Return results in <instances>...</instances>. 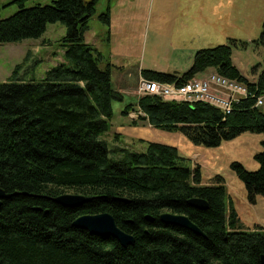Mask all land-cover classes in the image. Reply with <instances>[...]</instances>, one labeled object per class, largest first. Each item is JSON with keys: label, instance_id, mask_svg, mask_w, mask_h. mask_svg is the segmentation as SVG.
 Returning <instances> with one entry per match:
<instances>
[{"label": "trees", "instance_id": "obj_1", "mask_svg": "<svg viewBox=\"0 0 264 264\" xmlns=\"http://www.w3.org/2000/svg\"><path fill=\"white\" fill-rule=\"evenodd\" d=\"M24 1L12 0L18 9L0 19V43L37 39L48 23L61 22L63 60L39 79H20L14 69L0 82V188L12 194L0 204V264H262L264 228L244 227L228 199L224 176L202 182L201 167L188 165L173 145L147 141L135 151L117 144L109 148L102 138L113 115L112 101L123 95L113 87L114 65L85 40L97 0L29 7ZM109 7L97 15L107 26ZM257 41L264 44V21ZM233 43L195 50L182 73L140 70L142 77L163 83L181 84L212 68L236 79L249 94L229 114L202 101H165L154 95L138 96L121 113L141 111L139 120L180 132L204 147L244 132L264 133V110L255 106L264 93V69L255 80L244 76L232 62ZM261 144L254 154L256 170L239 161L229 164L250 204L264 195V140ZM64 192L89 200L65 207L53 200ZM195 197L205 200L206 208L188 203ZM105 211L134 237L133 244L122 246L111 236L73 225L79 215ZM164 212L186 215L202 234L162 222Z\"/></svg>", "mask_w": 264, "mask_h": 264}, {"label": "rangeland", "instance_id": "obj_2", "mask_svg": "<svg viewBox=\"0 0 264 264\" xmlns=\"http://www.w3.org/2000/svg\"><path fill=\"white\" fill-rule=\"evenodd\" d=\"M12 0H0V19L13 14L17 9L15 3H10ZM53 0H25L24 6L29 7L36 3L49 4ZM109 1V2H108ZM112 0H97L95 5V13L88 21V30L85 32L87 42L102 44L107 51L110 43L118 39L119 36L113 35L109 40L108 26L101 22L97 15L105 11L107 3ZM114 1V0H113ZM235 6L232 7L233 14L231 17V27L228 30V35H216V38L204 37L196 39L192 48L184 49H163L161 52H153L151 45V34L148 38L142 37L141 48L135 49V53L129 57L126 64L127 71L123 73L127 81L131 83V88L137 90L140 81L139 66L143 69H150L164 72H184L192 62V55L198 48H205L217 44L231 43L232 53L231 59L233 64L239 71L249 80H255L258 73L264 69V44L259 43L258 37L262 31V23L264 21V0H238ZM201 1H199L200 3ZM143 4V3H142ZM146 21L142 26L145 28L144 34L149 30V19L151 20V28H157L159 25V8L163 4V0H146ZM241 10V19L239 20V11ZM238 14V15H237ZM151 17V18H150ZM127 27V24H124ZM142 27L135 24L131 29L134 33L133 41L140 42ZM93 32L94 36L93 37ZM65 26L61 22L48 23L45 32L37 39L26 38L18 42L0 43V82L5 81L16 69L17 77L23 80L31 78L39 79L44 71L49 67L62 61V49L58 46V40L64 35ZM143 34V36H144ZM245 45L242 46V42ZM16 66H18L16 68ZM208 71L196 74L197 77ZM116 72H113V78ZM139 96V95H138ZM141 96V95H140ZM134 97L129 94H124L122 100L112 101L113 115L109 119L108 131L102 138L108 143L111 148L116 143L124 146L122 140L119 139V134L116 137L117 130L129 124H136L137 121H142L130 114L123 115L121 110L127 103H133ZM264 110V105L261 106ZM131 112V111H130ZM133 112H137L136 110ZM134 121V122H133ZM158 137L166 141L165 144L176 146L180 155L186 157L188 165L193 163L198 164L202 171V182L206 183L215 174H221L225 178L226 190L234 189L235 194L239 189L244 192L243 183L235 176L230 169L231 161H239L248 170H256L259 166L258 161L254 158V154L262 149L261 142L264 140V133L244 132L230 140L222 141L217 147H204L194 145L180 132H169L159 128H155ZM175 134V135H174ZM128 137V136H126ZM118 138V142L117 141ZM129 139V138H128ZM147 140L130 138L126 143L131 150L139 151L138 149L146 146ZM126 147V146H125ZM142 151V150H141ZM109 157L117 158L109 153ZM228 187V188H227ZM238 189V191H237ZM229 190V191H231ZM237 196V195H236Z\"/></svg>", "mask_w": 264, "mask_h": 264}, {"label": "crops", "instance_id": "obj_3", "mask_svg": "<svg viewBox=\"0 0 264 264\" xmlns=\"http://www.w3.org/2000/svg\"><path fill=\"white\" fill-rule=\"evenodd\" d=\"M145 1L112 0L109 3L110 22L108 25V39L110 40L111 36L116 35L121 37V42L118 39L113 40L107 51L103 48L102 44L89 42L108 57L109 61L114 65L112 69V83L115 90L119 91L122 95L129 94V96L134 97L133 103L136 102L138 97L137 90L130 87L132 84L127 81L123 73L127 71L126 64L130 62L129 57L135 53V49L138 48L139 50L141 48L142 37L148 38V35L151 34L150 41L153 52H161L166 48L172 50L192 48L196 39L200 38L199 34L204 37H210L208 39L216 38V35L223 37L229 34L231 17L233 14H236L232 11V7L237 2H240L238 0H163V4L158 10V27L151 28V20L149 19L150 28L145 35V28L142 27L146 21ZM199 1L201 2L199 3ZM238 11V19L240 20L241 10L239 9ZM124 24H127V27ZM135 24H139L142 27L140 29L141 36L139 43L138 41L134 42L132 38L134 33L131 28ZM92 35L95 37L94 32ZM138 68L140 72L141 66ZM113 72H116L114 78ZM128 123L117 130L119 139L122 140L124 146H128L126 142L132 137L166 143V141L158 137L161 134L157 135L159 132L155 130V127H152L146 121H137L136 124ZM116 142H118V138ZM143 149L144 147L138 150ZM229 190L227 191L228 199L235 208L244 227L253 229L255 225H260L264 228V195L258 196L256 202L250 204L246 200L245 189L244 192L237 189V194H235L234 189Z\"/></svg>", "mask_w": 264, "mask_h": 264}, {"label": "built area", "instance_id": "obj_4", "mask_svg": "<svg viewBox=\"0 0 264 264\" xmlns=\"http://www.w3.org/2000/svg\"><path fill=\"white\" fill-rule=\"evenodd\" d=\"M137 94L154 95L165 101H202L218 108L223 114H229L238 100L245 98L249 90L242 82L221 75L217 71H208L197 77L177 83H163L140 77ZM264 105V93L257 96L255 106ZM130 117L143 115L141 111L129 112Z\"/></svg>", "mask_w": 264, "mask_h": 264}, {"label": "water", "instance_id": "obj_5", "mask_svg": "<svg viewBox=\"0 0 264 264\" xmlns=\"http://www.w3.org/2000/svg\"><path fill=\"white\" fill-rule=\"evenodd\" d=\"M12 194L5 192L0 188V204L3 199L9 198ZM53 200L65 207H75L89 200V197L78 193L64 192L53 198ZM188 203L195 208H206L207 203L201 198H191ZM147 219L151 220L149 216ZM162 222L176 225L195 233L202 234V231L184 214L164 212L160 215ZM73 225L78 228L86 229L89 233L99 236H111L122 245L133 244L134 237L123 231L116 225L114 217L109 212H99L95 214H82L73 221ZM261 262L264 264V256H261Z\"/></svg>", "mask_w": 264, "mask_h": 264}]
</instances>
